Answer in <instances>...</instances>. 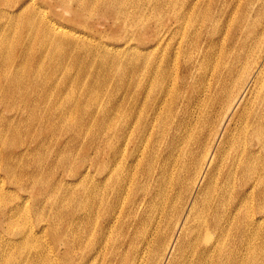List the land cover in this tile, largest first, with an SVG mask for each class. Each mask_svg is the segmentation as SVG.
<instances>
[{
    "label": "bare ground",
    "instance_id": "6f19581e",
    "mask_svg": "<svg viewBox=\"0 0 264 264\" xmlns=\"http://www.w3.org/2000/svg\"><path fill=\"white\" fill-rule=\"evenodd\" d=\"M50 1L0 0V101L10 107V114L0 107V195L7 185L14 194L30 195L6 205L0 216L8 227L0 229V264H264V237L254 247L249 236L234 238L246 256L238 247L228 253L227 242L213 238L224 231L217 219L226 218L228 208L206 189L211 171L197 188L185 191L181 209H171L176 215L164 213L189 175L192 146H204L197 126L189 146L181 147L186 140L181 133L194 120L207 126L218 118L224 126L216 139L220 144L230 145L228 138L242 123L240 133L264 145V49L256 61L244 63L264 36L261 19L254 20V15L264 18L263 7L237 3L231 8L229 0H58L72 12V22L87 30L73 31L49 19ZM101 9L121 38L133 32L151 40L121 44L105 39L94 30L100 22L83 23ZM147 12L152 19L145 18ZM167 15L177 21L166 24ZM8 16L14 25L2 21ZM170 45L175 58L183 56L187 63L185 82L169 81L168 68L163 69V62L169 67L172 60ZM126 53H151L158 62L142 66ZM131 74L137 79L125 95L144 94L143 106L137 97H110L122 92V81ZM136 118L145 122L137 125ZM154 123L164 127L159 160L155 147L148 153L146 145ZM134 128L139 136L132 138ZM130 143L136 149L127 158ZM49 155L56 157L48 160ZM249 161L233 160L222 189L234 174L250 175ZM172 162L179 164L178 178L170 170ZM133 169L142 177L138 186L129 178ZM59 170L68 173L65 179L55 175ZM263 174L257 180L262 187ZM244 194L230 203L231 212ZM31 199L33 212L42 209L37 217L47 224L35 230L16 219L29 212ZM261 213L245 222L263 224ZM45 234L65 245L67 259H52L41 241ZM53 249L56 257L60 250Z\"/></svg>",
    "mask_w": 264,
    "mask_h": 264
},
{
    "label": "rangeland",
    "instance_id": "374dc122",
    "mask_svg": "<svg viewBox=\"0 0 264 264\" xmlns=\"http://www.w3.org/2000/svg\"><path fill=\"white\" fill-rule=\"evenodd\" d=\"M214 0L209 1V3H213ZM228 1V0H225ZM217 2V0H215V3ZM229 2L231 3V8H236L237 3L238 4H242L243 6H245L248 3V7H250L252 5V7L254 8L255 5L254 4H258L257 7H263L264 8V0H255L252 3H249V1L247 0H229ZM240 2V3H239ZM208 3V4H209ZM221 3H225V2H218V4ZM55 4L58 5V8L54 9L53 6H55ZM49 5V6H48ZM47 5L48 10V17L49 19L57 22L58 24L62 25L65 28H68L70 30L73 31H84L86 29H84L81 23H76V25L72 22V17L73 14L70 11L69 8H66L60 1L58 0H51L50 3ZM50 6H52L53 10H50ZM241 8V7H240ZM239 8V9H240ZM262 8V12H264ZM246 9L243 8L242 12H244ZM52 12V13H51ZM55 12V13H54ZM153 13L151 12H147L145 18L146 19H152L153 18ZM60 16V17H58ZM86 16V15H85ZM176 16H171V15H167L165 18V22L166 24L172 23L177 21L176 19H174ZM260 16V15H254V20L257 19H261L260 20V25L264 26V18ZM11 16H8L6 18H3L2 21L6 22L7 24L10 25H14V22L12 20H10ZM106 18H111L110 16H106V12L101 9L99 11H97L93 16H89L87 15L85 17L86 20H83V23H85L88 26H93L95 23L100 22L99 24L101 25L98 26L99 29H94L96 32L99 31V34L104 37L105 39H111L114 42L117 43H124L125 41L128 40H132L134 41V43L138 44V42H140V40L136 37H134V33L133 32H128L127 34L124 35V37L121 38V33L118 32L114 27H112L111 22H109L110 20H106ZM9 19V20H7ZM63 19V20H62ZM18 20V19H17ZM154 26V25H153ZM85 27V26H84ZM94 27V26H93ZM87 31V30H86ZM87 33V32H86ZM147 33V32H146ZM150 33V32H149ZM208 33V32H207ZM209 34V33H208ZM96 36L99 37V35L96 33ZM238 35V34H237ZM133 36V37H132ZM120 37V38H117ZM236 38H239V36H236ZM10 39L13 41L14 39L12 37H10ZM260 42L259 44H257L254 48V46L250 45L251 50H253V53H248V55L246 56V58L248 59V61L244 62V63H248L249 62H253L256 61V58H258V56L261 55V51L264 49V36H260ZM148 40H151V38H147L146 37L141 40L142 42H147ZM110 41V42H112ZM141 43V42H140ZM182 46V45H181ZM180 46V47H181ZM176 48V46H174ZM180 47L178 46V49L176 50L178 53L182 51V49H180ZM173 45H170V52L172 54V60L170 59L169 64L170 66H166L165 62H163V69H167L170 73V79L169 81L176 78V81H178L179 83L181 82H185V79H187V76H190V74H184V70H185V66H186V62L185 59H183V56H181L180 58H175L173 52L174 50L172 49ZM229 47L227 46L225 51H228ZM169 52V51H168ZM252 52V51H251ZM144 54H148V53H144ZM151 54V53H149ZM144 55V56H134L133 54H128L126 53L125 56L127 59H131L133 58L134 61L136 62H140V63H135V64H141L142 66L144 64L147 63H155L157 64L158 62V56L156 57L155 55H153V57L151 55ZM251 54V56H250ZM124 56V55H123ZM122 57V56H121ZM122 61V59H121ZM131 67V65H129ZM240 69L242 68L241 65ZM132 68V67H131ZM239 68V67H238ZM209 74V73H208ZM126 79V80H125ZM122 83L125 84L122 87V92H113L110 97H113V99H117L119 98L120 101L125 100L126 98H134L137 97L133 92L131 93H127V95H125L126 92V86L128 88V84L131 82H135L136 81V77L133 76L132 74L130 76H126ZM147 80V78L145 77L144 79H141V81L145 82ZM116 83H118V81H116ZM175 83V82H174ZM181 94H184L181 92ZM180 95V94H179ZM178 95V96H179ZM115 97V98H114ZM139 100V105L143 106L144 102H145V97L144 94L140 95L137 97ZM229 98V97H228ZM137 100V99H136ZM227 101V100H226ZM130 103V102H129ZM226 103V102H225ZM0 107H2L3 109H6V112L8 109H10V107H8L6 101L3 100V98L0 101ZM131 108H135L134 105H132ZM200 109V108H199ZM223 110H224V106H223ZM10 110H8L9 113ZM217 113H220V109L217 108ZM10 114V113H9ZM150 114V112H149ZM185 114V113H184ZM183 114V116H184ZM6 115V113H5ZM134 117H138L137 114H134ZM137 125H141L143 124L145 121L143 119H137ZM198 121V120H197ZM196 120H194V122L191 123L190 127L187 129V131H182V136L184 135L186 137L185 142L183 143L184 145H182L181 147L184 149H186L189 144H190V140L191 138H195V135H193L194 131L196 130L197 126H201V129L204 132V140H201V143L204 144L203 147L199 148V146L194 145L192 146V152L195 153V159H194V155L192 157H189L188 161L189 162V175L188 177H184V182L182 184V187L180 189H177L176 192L178 193L180 190V195H178V197H175L174 200H172L170 202V204H168V206H165L164 209V213L166 217H173L172 215H176V213L174 214L173 212H171L172 208H175L177 210L181 209V205L184 203V197H185V191L188 188H193V187H198V184L200 182V180L206 176V172L209 170L211 171L209 173V175L206 176V184H210V187L208 185H206V189L210 190V192H213V194L217 197V199L220 200V202H225L228 208V215L225 216L226 218H218L217 222L220 225L221 230H224L223 232L220 231L218 233V235L213 236V238H220L224 239L225 244L227 242V251L228 253H230L232 251V249L234 250L236 247H238V251L240 252V255L246 256V251L243 249V247H240L237 243V240H235L234 238H241L242 234L243 236H249L250 242H251V246H258L261 243L262 238L264 237V223L263 224H259V223H246V217L248 215L252 216L256 213H259L260 210L264 211V187L260 186L258 183V178L259 175L263 174L264 172H261V169L264 167V151L262 149H264V145L257 140L256 138H253L252 136L250 137L249 135H245L243 133H240V131L242 129H245V126H243L242 123L239 124V126L237 127L236 131H234L232 133V136H230L231 140V144L227 146V144H220L218 142L217 137H218V133L222 132L224 130V126H221L218 122V118H216V124L215 121L212 123V125H201L198 124ZM135 129V128H134ZM163 130V131H161ZM34 131V130H33ZM32 131V132H33ZM136 136H139V132L137 131V128L135 129V131L132 132V138H135ZM148 136V135H147ZM157 140H159V144L155 143L157 142ZM224 143H227L224 142ZM51 145H53V143H51ZM146 145L148 146V153L150 152L151 149H153V147H155V154H156V160H159L161 158V152H163L165 149L164 146V127L160 126L157 123H154V129L151 133V138L148 142H146ZM257 148V151L262 150L261 152H256L255 154H252L251 151L254 150L255 148ZM225 148V150L223 151V149ZM136 147L133 145V143H130L127 147V151H126V155L125 157L128 158V156L133 153L135 151ZM146 151V150H145ZM144 151V152H145ZM223 151V152H222ZM54 157H56L55 155H49L48 156V160L53 159ZM124 158V157H122ZM235 158H238L240 160L241 163H244L246 160H250L249 162H251L250 168V175H241L239 174H234V176H232L231 179H229L228 184L224 183L225 188L222 189V180L223 177L225 175V172L228 170V166H232L233 165V160ZM126 159V158H125ZM195 160V162H193ZM200 162L199 165H197V163ZM172 168L170 167V170H172L171 172H173V177L174 178H178L180 176V172L178 171L179 169V164H176L172 162ZM187 169H185L184 173H186ZM234 172H237L236 169H234ZM233 172V173H234ZM92 173L96 174V172L93 170ZM258 173V174H257ZM140 173L136 170L133 169L131 171V173H129V175H132L129 178H134L132 179V184L133 185H137L139 184L140 180L142 179V177L139 175ZM55 175H57V177H64V179L66 178L65 175H68V173L66 171H55ZM262 179H264V174L262 175ZM254 188V191H253ZM16 191L11 189V187L9 185H7L5 187V191H3V193H5L3 196L0 195V216H2L3 210L5 208L6 205H8L7 208H10L12 205H14L15 203H17V201L15 199H17L18 197H21L22 199H24L25 197H29L30 195L29 193L26 192H19L18 194H14ZM241 195L242 198L240 199V203L238 205V208L236 211L231 212L230 211V203L234 200H236V197L239 194H243ZM20 195V196H19ZM5 201V205L4 202ZM32 199L29 201V212L28 213H22L19 216H16L18 225L23 226L26 225V227L29 229V227H32L33 230L37 229V227L39 226H44L47 225L46 221L42 219H39L38 213L40 214L41 211H43L42 209L39 210L38 213H34L33 209L31 208L32 206ZM31 208V209H30ZM168 211V213H166ZM44 214H42L41 217H43ZM229 215L232 216L231 221L227 220V218H229ZM261 215L264 216V213H261ZM216 219V218H215ZM210 221L215 222V220L210 219ZM0 229L3 230H7V224L0 222ZM229 229H231V233L229 235ZM0 230V231H1ZM168 230V229H167ZM170 231V230H169ZM5 234V233H4ZM228 235V236H227ZM42 242H44V244L46 245L48 252L50 253L51 257L53 260H57V258L60 260H64L67 259L68 256L65 255V245L62 243H54L52 239H50L48 237V235H44V238H42L41 240ZM240 241H243L245 243V241L242 239ZM242 243H240L241 245ZM55 248V251L60 250V253H56V257H54V255L51 253V250ZM54 250V249H53Z\"/></svg>",
    "mask_w": 264,
    "mask_h": 264
}]
</instances>
